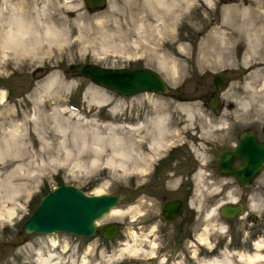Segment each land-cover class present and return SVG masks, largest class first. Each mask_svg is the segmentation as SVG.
<instances>
[{"label":"rangeland","instance_id":"374dc122","mask_svg":"<svg viewBox=\"0 0 264 264\" xmlns=\"http://www.w3.org/2000/svg\"><path fill=\"white\" fill-rule=\"evenodd\" d=\"M28 1L35 5L37 18L43 21L46 14L49 15L56 21L55 27L64 33V37L51 43L48 51L44 47L46 42L41 41L40 45L43 46L33 58L22 52L14 58L11 53L0 51V95L2 91L4 94L3 101H0V210L5 212L7 208H15L10 218H0V264H35L39 255L44 257L50 253L55 255L53 258L58 260L57 264H82V261H85L84 264H161V259H164L163 264H181L175 259L192 264L194 257L190 259V254L172 257V254L167 253H172L168 239L179 226L177 221L166 222L160 218L157 203L144 206L138 200L137 209L133 211L135 216L125 212L106 214L98 222L118 223V229L111 238L60 231L24 235L20 226L39 198L50 187L61 183H72L87 193H120L122 198L115 207L128 209L130 195L126 196L129 181L126 166L125 170L109 166L108 159L112 148L109 142L114 136L125 141L127 122L131 117L152 121L159 114L163 120L198 123L205 130L208 127L212 129L210 134L202 135L199 140L207 137L213 146V154L223 141L221 125L227 110L223 109L215 122H207L199 110L204 116L208 112L193 108L201 104L190 98L192 86L202 70L209 72V69L214 71L236 66L232 59L234 44L247 42V45H255L264 42V2L211 0L209 5L204 0H188V4L180 0L178 3L182 11L178 10L180 13L175 15L179 17H171L166 11L164 16L161 12L157 19L147 12L142 0H106L104 6L96 10L88 9L83 0H20L22 9L25 8L27 12L31 10L26 4ZM232 3H253V9L250 15H234L231 13L235 10L229 6ZM227 5L232 10L223 14L224 6ZM138 22H145L144 32L140 34L134 30ZM218 24L223 26L226 37V45L221 48L220 56L216 54V47L209 36L211 27ZM35 34L38 36L41 31L37 30ZM247 38L249 41H246ZM133 40L137 41L136 45L132 43ZM178 44H182L183 48H178ZM163 59L166 62H161ZM78 62L110 67L148 66L165 77L170 89L167 94L139 92L120 95L76 74L73 68ZM160 62L161 67H164L162 69ZM169 68L172 69L171 73ZM51 76L57 78V84L43 89L42 86ZM233 77L237 76L232 74L220 100L224 104L231 102L234 111L244 105L254 106L259 117L258 111L264 110V87L260 90H238V82ZM6 86L11 88L9 97L6 96ZM179 86H182L181 98L176 96ZM39 95L37 108L33 100H37ZM104 96H107L106 101ZM55 111L59 112L57 116L54 115ZM34 116L35 123L31 121ZM107 124L115 128L111 130L106 127ZM16 127L22 135L19 144L26 146L27 153L20 150L17 156H11L2 141L9 139L8 133ZM94 147L103 150L96 164L91 163ZM15 176L20 179H14ZM223 180L226 178L203 175L200 189L196 185L193 193L191 204L194 202L195 206L190 231L196 239L205 234L209 245L196 241L195 246H188L186 241L184 249L188 252L189 247L194 248L198 259L222 252L228 242L227 233L230 234L229 241H242L264 217V185L250 192L252 199L248 200V212L254 219L249 223H242L238 218L228 223L218 209L205 217L204 211L209 206L218 200H225V194L233 192L232 183L226 185ZM233 195L236 193L233 192ZM138 197H141L140 194ZM210 198L213 199L210 201ZM250 201L255 205L251 206ZM219 226H222L221 231L218 230ZM186 228L188 222L181 226L183 232ZM260 236L263 237L264 233ZM259 239L256 236L252 242ZM127 243L141 247L142 252L110 257ZM176 250L178 247H175Z\"/></svg>","mask_w":264,"mask_h":264},{"label":"flooded vegetation","instance_id":"af4514ba","mask_svg":"<svg viewBox=\"0 0 264 264\" xmlns=\"http://www.w3.org/2000/svg\"><path fill=\"white\" fill-rule=\"evenodd\" d=\"M248 48H251L250 52ZM232 49V59L235 60L237 65L232 68L224 67L223 70L212 71L209 69V72L202 70L195 79V84L192 86L191 94L189 95L192 100H196L201 104L198 106L194 105L193 108L205 109L208 112V115L204 116V113L199 110L200 114H202L201 117H205L207 122H215L219 119L223 109L227 110L224 113L223 124L221 125L223 128V141L213 154V146L209 143L208 138L205 137L199 140L203 132L206 131L204 136L209 135L212 129L206 128V130H202L198 123L188 122L190 123L188 124L180 120H164L161 123L160 130H156L151 120H141L138 119V116L135 119L131 117L127 122L125 147L128 151V159L126 158L125 166L129 179L126 188V196L130 195L128 197V205L136 209L138 200L144 206L157 203V213L162 220L166 222L177 221L179 227L168 239V245H171L170 250L172 253L169 251L167 253L172 254V257L176 255L183 256L186 253L187 255L190 254L191 259L192 252H196L194 248L190 249V247L188 252H186L184 242L188 241V246H195L197 241L196 236L190 231V224L194 215L195 205L193 204L194 202L191 204V201L196 188L195 178L198 171H203L204 175H209L210 177H224L226 180H223V183H226V185L232 183L231 188L236 193V199L232 202L241 205V212L235 216L224 217L228 223L234 218L240 219L242 223H249L254 219L248 212V198H251V191L264 185V110L258 111L260 113L258 117L254 106L244 105L234 111L231 102L224 104L220 100V95L227 89V84L232 74L237 76L233 78L238 82L236 84V89L238 90L263 89L264 42L261 43L260 41L256 46L241 42V44H234ZM194 70L196 72V68ZM214 73L222 75L220 81L218 78L215 80L216 83L213 81ZM216 86L220 88L218 89ZM169 89L167 92H169ZM181 91L182 86L177 87L176 96L178 98L183 97ZM213 97L216 99L214 105L209 103ZM260 107L256 108L259 109ZM214 125L221 127L217 123ZM157 137L159 142L154 144L153 141ZM236 146L239 147L238 155L232 159L231 166L242 168L245 180L241 182L233 173L219 172L216 165V156L220 149H229ZM209 154L210 157L208 156ZM226 185H224V188ZM139 194L141 197H138ZM211 199L213 198L209 200L211 201ZM166 201H177L180 204L178 213L170 219L162 215V208ZM229 202L223 201V203ZM185 222H188V228L183 232L181 226ZM102 224L104 222H101L94 232L101 238H103L101 235ZM263 224L264 217L255 226V230L244 236L242 241H229L230 234L227 233L226 250L252 251V241L256 236L264 240V236H260L264 233ZM259 233L260 235H258ZM175 247H178V250L175 251ZM176 261L185 264L183 259H175ZM171 262H173L172 259Z\"/></svg>","mask_w":264,"mask_h":264},{"label":"bare ground","instance_id":"6f19581e","mask_svg":"<svg viewBox=\"0 0 264 264\" xmlns=\"http://www.w3.org/2000/svg\"><path fill=\"white\" fill-rule=\"evenodd\" d=\"M178 1H180V0H142L143 4H145V6L147 8V12H149L152 16L154 15V17L157 18V19L160 18V15H161L160 13L161 12H163V16H164V14H165L164 12H166V11L168 12L169 11L168 13L171 14V17H174L176 14H179L180 12L178 13V10L182 11V9H181L182 6H181L180 3H178ZM187 2H188V0H184L183 3H187ZM204 2L206 4H209V5L211 4V0H204ZM262 2H264V0H262ZM255 3H256V1H255ZM26 4H28L29 7L31 8V10H29L30 12L25 11L24 10L25 8L22 9V2H20V0L19 1L18 0H0V51H1V53H5V51L8 52V53H11L14 58L16 57L17 53H18V56H19V54L21 52H22L21 54H23V55H27V56H31V57L34 56L38 51H40V49L43 46V45L42 46L40 45L41 41L46 42L44 47H46V49L48 51V49L50 48L51 43H53V42L56 43L59 40H63V37H64V33L61 32V30H59L58 28L55 27L56 21L53 18H51L49 15L46 14L47 17H45L43 21H40L37 18V12H36V9H35V5L32 2H30V1L26 2ZM252 5H253V3L252 4L248 3V4H245V5H239L238 3H232L229 6H231L235 10L231 14L235 13V14H239L241 16L242 15L244 16L246 14H249L250 11L253 9ZM177 6H179V8ZM229 6L228 5L224 6L223 14H228V13L231 12L232 9H230L231 7H229ZM174 7H175V9H174ZM186 7H188V6L186 5ZM228 8L230 10H228ZM252 15H254V14H252ZM176 17H179V16H175V18ZM249 18H248V20H250ZM235 19L236 18H234V20ZM161 20L162 19H160L159 22H161ZM163 22H165V21H163ZM143 23H145V22H138V24L136 25V28L134 30H136L138 33L141 32V31L144 32L143 31L144 30V28H143L144 24ZM240 23H238V24H240ZM164 24L165 23H162L161 25H164ZM146 25H147V23H146ZM235 26L233 25V27H235ZM37 30L41 31V34L38 35V36H37V34H35V33H37ZM224 30H225V28H224ZM237 30H238V28H237ZM246 30H248V29H246ZM243 31H244V28H243ZM241 32H242V30H241ZM209 34H211L209 36L213 40L212 43L215 44V45L213 44V46L216 47L215 48L216 54H218L220 56L221 50L223 49V45H226V44H224L225 40H226V37L224 35L223 26H221L220 24L212 26L211 29L209 30ZM246 34H248V33H246ZM246 34H244V35H246ZM252 36H253V34H252ZM230 38H231V36H230ZM245 38H246V36H245ZM253 39H254V37H253ZM246 41H249V39L246 40ZM254 41H255V39H254ZM136 42L137 41H134V40L132 41L133 44H135ZM228 42H229V40H228ZM141 44H140V46H141ZM227 45H228V43H227ZM256 45L257 44H255V46ZM18 47H19V49H18ZM249 47H251V46H249ZM178 48H183L182 44H178ZM246 48H247V46H246ZM250 49L248 50L249 52H250ZM251 53H252V50H251ZM254 55H256V54H254ZM246 56H248V55H246ZM243 58H246V57H243ZM246 59H248V58H246ZM243 60H245V59H243ZM161 62H166V61H164V59H163V60H161ZM161 62H160V67L162 66ZM247 63H249V62H247ZM162 68H164V67H161V69ZM171 68H169V71H170ZM167 69H168V67H167ZM167 69H166V71H167ZM171 72L172 71H170V73ZM174 72H175V69H174ZM55 75H57V74H55ZM53 84L54 85L57 84V78L55 76L54 77L51 76V78H49L46 81V83L42 86V88L46 89L48 87H51ZM249 84H251V83H249ZM249 84H245V85H249ZM45 92H47V90ZM3 99H4V94H3V91H2L1 95H0V101H3ZM38 99L37 100H33L34 106L37 107V108L39 106L38 104L40 103V95L38 96ZM103 99H105V101H106L107 96H104ZM66 109L68 110V108H66ZM69 111H71V110L69 109ZM57 114H59V112L55 111L54 115L57 116ZM163 119H164L163 116H160L159 114L156 115L152 119L153 126L155 127L156 130H158V129L160 130L161 123H162V121H164ZM35 120H36L35 116L32 117L31 121L35 123ZM106 127L111 128V130L113 128H115L114 125H111V124H107ZM118 127H122V125L118 126ZM129 128H130V126H129ZM205 132H204V134H205ZM156 133L158 134V132H156ZM8 136L10 137L9 139L2 141L3 145L7 148V152H9L8 155L17 156V153H19L20 150H22L23 153H27L26 146H21L19 144L20 139H22L21 138L22 135L18 132L17 127L14 128L13 130H11L8 133ZM158 142H159V140H158V137H157L153 141V143L157 144ZM109 143H110L112 148L110 150V156H109V159H108V165L112 166V167H115V168H120V170L124 169L125 168L124 162H125V159L127 158V152H128L126 150V147H125L124 139L120 138L118 136H114ZM102 151H103L102 148H99V147H94L93 148V150H92L93 157H92V160H91L92 164H96L97 163ZM1 156H2V152H0V159H2ZM203 175L204 174H203L202 171H198L197 174H196V178H195L196 179V185H197V188H199V189L201 187V185L199 187V183H200L201 179L203 178ZM14 179H20V178L15 176ZM203 186H202V188H203ZM211 192H214V191H211ZM225 195H226L225 196V200H218L217 199L218 200L217 203H215L212 206H209L204 211L205 217H208L211 214L215 213L217 208H218V206H219V204L221 202H223V201H233V200L236 199V196L233 195V192H232V194L227 193ZM250 199H252V198H250ZM260 203H261V201H260ZM249 204L251 206L255 205L254 202H251ZM260 206H259V208H261ZM136 209L134 207H129L126 210H120L117 207H114V208H112L110 210V213L111 214H116V213H121L122 214L123 212H125V213H130V215H131V214H133V211L135 212ZM14 213H15V208H13V207L7 208L5 212L0 210V218H2V217L5 218L6 217L8 219ZM222 226L218 227L219 231L222 230ZM212 227H215V226L212 225ZM197 241L198 242H204L205 244L209 245L208 242H207V238H206L205 234L202 235V236H198L197 237ZM251 248H252V251L249 250V252L248 251H242V250H235V251L231 250L230 251V250H226V248H225L218 255H214V256H210L208 258H202V259H198L197 258V252H192L191 256L194 257V259L192 260V264H234L236 261L240 262V264H260V263L264 262V252H263V250H264V240H262V239L255 240L254 242H252V247ZM142 250L143 249H141V247H134L133 245L127 243V244H123V246L120 249H118L114 254H112L110 257H112V258L119 257L123 253L135 254L137 252L139 253V251L142 252ZM141 252H140V254H141ZM143 254H144V251H143ZM53 257H55V255L52 254V253H50L48 255H45L44 257L42 255H39L37 257V260L35 261V264H57L58 260H56ZM84 262L85 261H82V264H84ZM159 263L163 264L164 263V259H161L159 261ZM97 264H100V263H97Z\"/></svg>","mask_w":264,"mask_h":264},{"label":"water","instance_id":"95a60500","mask_svg":"<svg viewBox=\"0 0 264 264\" xmlns=\"http://www.w3.org/2000/svg\"><path fill=\"white\" fill-rule=\"evenodd\" d=\"M90 10L102 8L106 0H83ZM73 70L89 81L105 87L120 95H132L148 91L165 94L168 84L165 77L157 70L148 67L102 66L93 62H78ZM213 81H220L222 75L214 73ZM218 89L219 86H216ZM11 94L10 86L6 87V95ZM213 97L209 103L214 105ZM239 147L220 149L216 156V165L221 173H233L241 182L245 180L241 167H232L231 161L238 155ZM122 198L120 193L98 192L87 193L72 183H61L50 187L38 200L37 204L20 226L24 235L30 233L50 234L56 231L90 236L94 234L97 223L114 208ZM180 204L177 201H166L162 215L173 218L178 213ZM219 214L231 217L241 212L239 203H223L218 207ZM116 222L104 223L101 235L111 238L117 230Z\"/></svg>","mask_w":264,"mask_h":264}]
</instances>
